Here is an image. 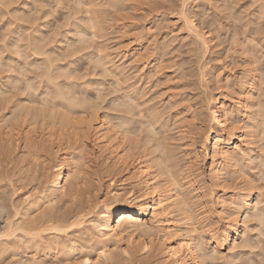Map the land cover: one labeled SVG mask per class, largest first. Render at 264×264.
<instances>
[{"label": "bare ground", "instance_id": "obj_1", "mask_svg": "<svg viewBox=\"0 0 264 264\" xmlns=\"http://www.w3.org/2000/svg\"><path fill=\"white\" fill-rule=\"evenodd\" d=\"M6 1L4 3L7 5L14 0ZM59 1L61 0H56L55 4ZM181 1L182 8H180V12L183 15L188 33L192 35L193 39L196 40L194 41L200 45L205 54L210 48L211 38H208L206 32L200 31L191 18L187 16L185 1L188 0ZM76 2L75 4L84 2L81 4L86 6V16L84 15L83 20L78 19L79 17L75 19L72 17L73 23L71 25H73V28L72 26L70 29L68 28V32L69 34L73 33L75 38L65 36L67 41L72 40V45L78 46L77 49H71L72 54L69 51L71 57L80 49L86 48L85 45L84 47L81 45L83 48L79 47L80 44L77 45V43H90L93 37H104L106 35V32H104L105 24L103 23L106 10L105 13L103 12L104 9L94 10L93 5L95 4L91 0ZM107 3H110L109 6L112 5L113 7L121 5L122 0H107ZM21 10L16 9L15 11L21 15ZM6 11L5 13H7ZM77 12L76 10V13H73L77 14ZM12 13L10 11L9 14ZM74 14L72 16H75ZM13 17L9 20H15L16 16ZM21 18L17 19L21 20ZM20 26L19 30L23 28L20 31L22 33L17 36L24 37V39L20 37L23 41L19 39L21 42H18L14 40L15 37L12 39L11 35L7 36L10 39L5 42V48L11 47L15 53H19L20 61L24 57V55H20L25 54L26 58L24 57L23 60L27 64H30V61L28 63V60H30L28 57L34 55L35 58L31 64L38 71L40 70L39 77L37 76V80L40 81L38 83L30 75L25 76L23 72L25 73L26 68L22 64V67L19 66L20 63H16V69L13 70L15 68L12 63L13 56L10 59L11 56L9 55L11 62L10 60L7 61V58L4 59L2 54L5 48L2 51V47L0 48L2 51L0 52V71L6 70L5 73L8 72L6 75L7 82L9 80L12 87L19 86L18 82H22L24 79V91H27L28 97L31 96L34 101H39L42 107L40 106V113H38L32 112V107L29 104L16 103L14 105L15 110L5 117V121H3L4 118L0 120V125L2 123L4 127H7L5 130L0 129V146L10 150L21 137L23 152L36 153L41 152L46 147H53L59 153H56V163L52 165V173L46 178V191L39 200L38 198L37 200H29V197H27L28 199L24 200V206H15V214L20 217L23 216V219L8 221L7 230H0V238L12 235L15 239H24L25 250H28V254L31 252L30 255L32 256L31 259L28 258L30 264H46L45 259L42 260L39 252L43 251L45 255L49 250H52L54 258H58V261L64 264H85V262L87 264H102V261L106 264L108 261L116 259L114 248L119 247L123 240L127 243L126 253L129 255L141 253L139 256L146 263L158 261L161 264H225V257L234 260L237 256L235 251L237 238L240 236L249 237L250 225L247 223L248 218L264 214L261 206L262 200L251 187L250 189L240 190L232 196H229L226 189H223L217 197L221 203L222 220L215 230L205 231L204 234V229L199 225L196 209L197 200L204 195L198 183L197 169L203 156L205 157L209 144L212 149V158L209 164L210 173L217 184L223 181L224 175L228 173H232L233 176L236 172L243 171L244 173L248 171L247 166V170L241 166L242 163L247 162L248 164L255 161L258 156L255 155L257 139L260 136L259 134H264V116H262L264 114L258 115L260 109H257L258 112L255 110V113L250 111V107L257 104L252 98L255 91V76L250 73L247 80L241 82L237 97L228 99L223 92L218 96L208 93L206 102L211 125L204 127L200 109L196 106L198 100L193 99V96L183 97L182 93L184 92H181V90H179L180 92L176 91L180 94V98H174L173 94H170L171 92L168 93L165 100L159 97L163 103L165 102L160 106L155 104L157 102L147 103L146 100H141L143 99V93L136 91L137 88L135 89L134 82L129 83V74L125 73L123 62L115 64L117 53H115L116 56L113 55V50L109 49V51L106 46L99 48L100 50L98 49L97 57L94 55L97 58V61H95L98 63V67L102 66L108 74L109 72L115 73L117 86L123 85L121 89H118L119 93L121 90L120 96H114L110 102L112 110H107L104 105L97 102L90 101L87 104L84 100L77 98L76 92L72 90L74 84L72 85L73 82L71 81L72 88L68 81L69 85L63 82L67 86L65 85L66 87L62 89L58 82L60 76L67 70L66 75L64 74L62 77H70V74L67 73L72 70L68 72V67L66 66L65 69L63 65L65 70H62V66L56 64L55 54L57 53L54 49L49 48V50H46L44 46L46 44H41V37H38L39 29L36 28L37 30H35L27 21H23ZM23 32L28 34H23ZM5 33L4 35H7ZM53 34L56 33L53 32ZM7 37H4L3 40ZM53 39H51L50 44L55 42L56 38L52 41ZM3 40L1 41L4 47ZM69 42H66L67 45ZM71 43L67 48L70 47ZM78 48L80 49L78 50ZM129 51L131 52L129 53ZM119 52H122V59L129 55L127 59L132 60V63L135 64L133 66H141L138 68L139 72L146 66V53L139 44L128 43ZM40 56H43V58H40ZM95 65L97 66V64ZM158 66V63L154 64L153 62L148 70L155 68L153 71L156 74ZM153 71L151 70L152 73ZM151 72L149 71L148 75ZM121 78L122 81H120ZM160 79L164 80L165 83L166 77L163 76ZM203 79H201L202 82ZM186 80V82H182V85H184L181 88L182 91L183 87H186L185 85L188 89H191L189 92L194 91L195 88H192L191 85L193 82ZM165 84L163 85L165 86ZM4 86L6 84L3 86L0 84V100L7 91V87L5 91ZM112 87L114 86L112 85ZM99 94L97 93V97L100 96L101 98V94ZM158 94L160 95L159 92ZM150 98L152 99L153 96ZM151 99L148 98V101L155 98ZM57 106L67 111L75 108L81 110L82 119L72 125V131L65 132V130L67 131L65 116L62 115L57 121L55 117ZM259 106L261 104L257 108ZM114 107H118L120 110L117 111L118 108L113 110ZM162 119H165L166 122L170 121V123L167 124ZM136 122L139 123V127L133 124ZM57 123L62 124V126L58 127ZM19 128L22 129V134L19 132ZM38 129L39 131H37ZM80 132L84 135L87 132L91 133L92 146L98 155L103 158L104 175L113 174L108 179V186L113 183H118V186L107 191L105 196L108 195L105 199L95 201L90 205L92 215L87 219L88 211L85 210L84 212L83 209L85 208H82V201H79L77 209L73 208L75 211L70 208L66 212L52 214L43 210L44 213L36 214V209H39L38 204L41 205L44 199L51 205L61 194L73 195L77 193L81 195L83 192L89 193V185H82L85 184L87 179L79 180L80 175L76 167L73 166L76 163H74L75 161L71 157L68 148L69 146L72 148V137L73 140L76 139L75 143H77L76 141L81 136ZM64 144H67L68 147ZM62 145L66 148L61 149ZM262 147L264 148V145ZM235 166H239V169L234 168ZM243 173L241 175L245 174ZM115 175L120 177L117 179ZM100 180L98 177L96 182L99 183ZM247 180L246 175V181H242L246 187L252 182L251 179L248 184L249 181ZM88 195L85 199L86 209L91 203L92 194ZM41 199L43 200L41 201ZM73 225L78 227L82 225V227H77V230L73 231L79 233L80 236H78L81 240L95 243L94 256L91 255V251L88 249H83L85 246L82 243L80 245L77 242V244L69 237L58 239L60 233L68 234L66 231ZM47 231L50 232L49 236L45 234ZM0 241V243L6 242L4 240ZM225 246L227 252L223 253ZM3 250V247H0V255ZM71 253L74 257L71 262L67 263L66 258L69 257L65 256Z\"/></svg>", "mask_w": 264, "mask_h": 264}, {"label": "rangeland", "instance_id": "obj_2", "mask_svg": "<svg viewBox=\"0 0 264 264\" xmlns=\"http://www.w3.org/2000/svg\"><path fill=\"white\" fill-rule=\"evenodd\" d=\"M0 1V4H3L0 5V48L2 47V51L4 50L3 48H5V42L10 39H8L7 36L11 35L10 37H12V39L15 37L14 40H17L18 42L23 41L21 39H24V37L20 36L22 37L20 39V37L17 35L22 33L20 31H22L23 28H20L19 30L22 22L27 21L32 26V28H35V30L39 29L38 37H41V44H46L44 45L45 49H54L55 53H57L55 54L57 62L56 64L58 66L63 65L65 69L68 67V72L72 70L71 72L67 73L68 75L70 74V77H66L68 79L67 81L66 78H64L65 76L62 77L64 74L66 75L67 70L64 71V74L60 76L61 80L59 78L58 82L62 89L67 86L66 84L68 81L69 83L70 81L73 82L72 85L74 84V86L72 90L76 92V97L78 96L77 98L82 99V101L84 100V102L87 104L90 101L97 102L101 105H104L105 109L112 110V106L110 105L112 98L114 96H120L121 90L119 93L118 89H121L123 85H116L117 78L115 73L109 72L108 74L106 70H103L101 65V67H98V63L96 62V53L101 48L107 46L106 48L108 50H113V55L117 53V56L115 55V64L123 62L124 65H122L125 66L124 71L126 74H129V83L131 81L134 82L135 89H138H136V91L143 93V99L141 100H146L147 103L157 102L155 104L160 106L163 103L162 100H165L168 93L170 92L171 95L173 94L174 98H180V94L176 93V91L181 90V92L185 93H182L183 97L193 96V99H196V101L198 100V104L196 106L198 109H200L201 117L203 119V126L207 127L211 125L209 122V110L206 102L207 94L211 93L212 95L218 96L223 92L227 95L228 99L231 97H237V91L241 84L246 81L249 74L252 73V75L255 76V91L252 98L257 102V104L251 106L250 111L255 113L256 111H259L257 109H260V114L258 115L264 114V0L185 1V12L187 13V16L191 18L193 23L197 25V28L200 31L206 32V34H208V38H211L209 42L210 48L205 54L200 45L195 42L196 40L193 39L192 35L188 33L187 26L184 23L183 15H181L182 13L180 12V8H182L181 0H122L121 5H115L113 7L112 5L109 6L110 3L108 4L107 0H91L95 4L93 5V9L95 8L94 10L100 11L104 9V13L106 10V16L103 21L105 24L103 25L106 27H104V32H106V35L104 37H93V39L90 40L91 42L89 41L90 43H77V45L80 44L79 47H82L81 45L84 47L85 45L86 48L82 47V50L78 48V50L80 49L79 52H73L74 54L72 57L69 56L71 49H77L76 47L78 46L72 45V40H70V42L67 41L65 36L75 38L73 33L69 34L68 30L71 28V26L73 28V25H71V23H73L72 17H74V19L79 17L78 19L83 20L84 15L86 16V6L85 4H81L84 2L75 4V2H78L79 0H61L59 3L57 2L58 4H55L56 0H14L6 5V3H8L6 0H4L6 3H4L3 0ZM14 3L17 5H14ZM14 8L15 10L22 9L20 11L22 12L21 15L19 12H17V14ZM76 10L79 12L78 16V12L77 14H74L76 13ZM5 11L7 13H5ZM10 11L14 13V17L19 15L17 18L22 17L23 19L21 18V20H19L15 17V20L17 19L19 21L16 20L15 22L14 19L9 20L13 17V13L9 14ZM23 14L27 16H24ZM73 14L75 16H72ZM29 30L32 31L31 29ZM5 32L7 35H4ZM53 32L56 34H53ZM24 33L25 32H23V34ZM28 33L25 34L27 35ZM3 35L4 37H7V39L3 40ZM53 38H56V40L50 44V41ZM54 39L52 41H54ZM1 40L4 41V47L2 46ZM66 42L71 43L70 47L67 48L69 43L67 45ZM130 42L133 44H139L142 50L144 48V53H146V60L148 62L145 61L146 66L140 72L138 68L141 66H133L135 64L132 63V60L127 59L129 55L126 56L125 59L121 58L122 52H119L120 49H122L123 46L126 47L128 43L131 44ZM50 45L51 47H49ZM6 49L7 48H5L2 55L4 59H8L7 61H9L13 56L12 63L15 67L13 70L16 69V63H20L19 66L22 64L26 68L25 73L22 71L25 76L30 75L32 78H34V80L38 79L40 70L38 71L36 67L31 64L35 58L34 55L28 57L30 58V60H28V63L30 61V64H27V62L23 60L25 54L20 55H24V57H22V61H20L21 57H19V53H15L11 47L7 50ZM2 51L0 49V52ZM130 52L131 51H129V53ZM9 55L11 56L10 59ZM94 55H96V57ZM40 58H43V56H40ZM24 62H26V65ZM151 62H154V64L158 63L159 65L157 67L158 71L156 74L153 71L155 68H150L148 70L152 64ZM95 64H97V66ZM63 66L61 67L62 70H65ZM3 71H0V84L2 86L6 84V86L3 88L5 89L7 87V91L5 89V95L3 94V99L1 98L0 100V120L4 118L3 121H5V117L9 116L10 113L15 110L14 105L18 102H20V104H29V106L32 107V112L40 113V108L42 106L39 101H34L30 95V97H28L27 91H24V79L23 81L21 79L22 82H18L19 86L16 88L12 87V84L9 82V80L7 82L8 78H6V75L8 72L5 73L6 70ZM149 71L152 73L149 74L151 76L148 75ZM163 76L166 77V84L163 82L164 80L160 79ZM202 76L206 79V81L202 78ZM186 79H188V81L191 80L194 83L191 84L192 88H195L194 91L189 92L191 89H188L187 85H185L186 87H183L182 91L181 88L184 86L182 84L187 81ZM201 79L204 81L202 82ZM39 81L40 80H37L38 83ZM120 81H122V78ZM63 82H66V84ZM163 84H165V86ZM112 85L114 87H112ZM166 88L168 92L165 90ZM162 90L164 93L166 91V93L162 94ZM97 93L101 94V98L100 96L99 98L97 97ZM152 96L155 99L152 98V100L150 98ZM159 97L162 100H160ZM148 98L152 101L149 100V102ZM259 104H261L263 108L261 106L257 108ZM117 108L114 107L113 110H116ZM55 110H57L55 112L57 121L62 117V115L66 118L67 122L65 127H67V131L65 130V132L72 131V125L82 119V114L80 113L81 110L78 108L67 111L66 109H62L57 106ZM119 110L120 109L118 108L117 111ZM261 111H263V113H261ZM112 113H114V111H112ZM163 121H165V119ZM11 122H13V120H11ZM166 123L168 124L170 121H167ZM133 124H136L135 126L139 127V123L136 122ZM0 126H2L0 129L3 130L7 128L4 127L2 123ZM57 126L61 127L62 124L57 123ZM21 131L22 129L19 128V132ZM37 131H39V129ZM259 135L260 136H258V141L256 143L257 147L255 149V155L258 156L252 163L247 164V162H245L241 165L242 167H245V170H247L246 168L248 167V171L244 172L245 174L243 171H239L240 175L239 172H236V174L234 173L233 176L232 173H228L224 175L223 181L218 184L212 178L210 173L209 164L212 158V149L209 144L205 157L203 156V159L198 164L197 169L198 183L200 185V190L204 193V195H202L203 197L197 200L198 204L196 209L198 212L197 218L199 219V225L202 227V229H204V234L206 232L215 230L217 225L222 220L221 214L223 215V213L221 212L222 209L220 208L221 203L217 197L219 193L223 191V189H226L228 195L232 196L240 190L250 189L251 187V189L256 194H259V198L262 200L261 206L264 213V148L262 147L264 145V134ZM19 139L20 140L17 139L18 141L15 142L16 144L10 150L0 146L1 231L7 230L8 221L23 219V216L20 217L15 214L16 205L24 206V200H26L27 197H29V200H37V198L39 200L41 195L46 191V178L52 173V165L56 163V153H59L58 150L54 149L53 147H46L41 152L36 153L23 152V142L21 137ZM71 140L72 148H70V146L68 147L67 144L64 145L70 149V155L73 157V160L75 161L74 163H76L75 165L73 164V166L76 167L78 174L81 177H79V180L87 179L85 184L82 185H89L90 191L89 193L83 192L81 195L77 193H74L73 195L61 194L51 205H49L45 199H41L43 202H40L41 205L38 204L39 209H36V214L44 213L42 212L43 210L49 211L52 214H56L66 212V210L68 211L70 208L77 209V206H79L80 203L79 201H82L83 204L81 205L82 208H85L83 209L84 212L85 210L86 212L88 211V214L86 215L87 219L90 217V215H92V208L90 205L95 201L105 199L108 195L107 194L105 196V193H107V191L113 187L118 186V183H113L112 185L108 186V179L113 174H109L107 176L104 175L103 158L94 150L90 132H87L85 135L84 133H81L80 138L76 141L78 144L75 143V138L73 140L72 137ZM73 144L74 146H72ZM64 145H62L61 149L64 147L66 148ZM69 149L67 150L69 151ZM234 168L239 169V166H235ZM241 173L244 175H241ZM246 175L248 179L247 181H249L248 184L252 179V184L250 183L251 185H247L248 187H246V185L243 183L246 181ZM115 176L117 179L120 177L119 175ZM98 177L101 179V182L99 183L96 182ZM88 194H92V196L91 203H89V206L86 209L87 205L85 206V199ZM73 210L75 211V209ZM248 219L249 220L247 223L250 225L249 237L246 238L244 236H240L237 238L235 244L237 256L234 260H231L229 257H225V264H264V214L260 216H251ZM82 225L80 227H82ZM77 227L78 226L74 225L71 226L68 228V231H66L68 234L65 235V233H60V237L58 239H66L69 237L76 241V243L79 242L80 245L82 243L85 246L83 249H88L91 251V255L94 256L95 254L93 249L95 248V243L93 241L85 242L81 240L79 238V233L77 234L76 232L75 233L77 235L75 237V233L73 231L77 230ZM49 233L50 232L47 231V233H45L46 236H49ZM0 240L6 241L4 243H0V247H3L4 249L3 253L0 255V264H30V260L28 258L30 257L31 259L32 256L30 255L31 252L28 254V250H25L24 239H15L11 235L9 237H1ZM126 244V241H121L119 247L114 248L116 259L114 258V260L108 261L106 264H161L158 261H152L148 263L144 262L139 256L141 253H136L133 255L127 254L125 251L127 246ZM226 252L227 247L225 246L223 248V253ZM39 254L42 256V260L45 259L46 264H64L59 262L58 258H54L52 256V250H49L45 255L43 251L39 252ZM71 254H67L68 256H65L69 257L66 258L68 260L67 263L71 262L74 257L73 254ZM102 264H104V261H102Z\"/></svg>", "mask_w": 264, "mask_h": 264}, {"label": "snow or ice", "instance_id": "obj_3", "mask_svg": "<svg viewBox=\"0 0 264 264\" xmlns=\"http://www.w3.org/2000/svg\"><path fill=\"white\" fill-rule=\"evenodd\" d=\"M85 264H87V262H85Z\"/></svg>", "mask_w": 264, "mask_h": 264}]
</instances>
